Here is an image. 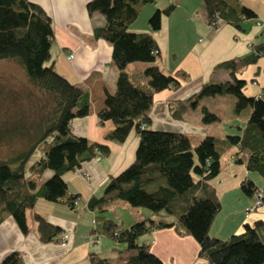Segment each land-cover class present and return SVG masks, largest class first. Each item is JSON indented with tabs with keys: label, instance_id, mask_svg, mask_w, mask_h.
I'll return each instance as SVG.
<instances>
[{
	"label": "trees",
	"instance_id": "obj_1",
	"mask_svg": "<svg viewBox=\"0 0 264 264\" xmlns=\"http://www.w3.org/2000/svg\"><path fill=\"white\" fill-rule=\"evenodd\" d=\"M153 0H89V14L104 16V24L95 28L94 36L108 41L112 47L111 59L117 68L115 90L106 94L104 107L98 113L99 123L111 120L114 127L105 133L104 140L122 143L134 130L138 144L133 161L116 175L108 177L103 193L92 196L87 206L95 209V227L91 234L111 237L125 243L124 249L136 252L121 259L91 258V264H163L150 250L148 243H136L138 236L153 229L174 227L179 233L190 235L198 243V257L202 264H264V219L244 223L240 233L227 238L209 234L214 216L221 208L215 189L209 180L219 171L220 150L216 139L204 136L195 146L183 133L153 130L149 110L154 93L163 89H177L187 74L177 70L165 73L155 61L158 49L151 32H133L130 24L142 8ZM208 19L214 23L220 18L239 31L244 21L256 14L240 0H203ZM177 3L157 8L148 19L152 31L159 29L162 15L170 14ZM207 19V20H208ZM214 27H217L214 24ZM54 41L52 21L44 9L30 0H0V60L18 63L28 80L50 98V105L32 127L17 123L0 131V141L20 139L21 147L6 159H0V222L11 215L22 233L29 230L27 211L38 199L63 201L74 208L78 194L68 191L63 178L67 171L79 168L81 163L96 156H107L105 143L74 137L70 123L74 117L89 112L88 93L57 73L50 57ZM264 57V41L252 44L251 50L238 59L221 61L216 68L229 70V77L219 82H205L180 105L194 106L203 96L233 95L235 111L250 109L241 133L227 135L228 145L239 144L235 161L244 163L248 171L264 177V94L250 96L244 93L246 81L235 74L236 65L255 62ZM146 62V79L136 84L125 67L131 62ZM201 122L208 124L218 116L201 106ZM238 126V125H236ZM23 139V141H21ZM39 149V150H38ZM35 150L40 155L28 161ZM245 153V154H244ZM28 164V165H27ZM52 175L43 183L38 180L45 170ZM241 191L253 195L258 188L246 177L239 183ZM120 199L132 206L143 207L153 213L163 212L168 218H144L122 225L103 213L109 200ZM38 235L43 241L60 240V229L37 212H33ZM118 249V251L124 250ZM0 264H25L19 251L9 252Z\"/></svg>",
	"mask_w": 264,
	"mask_h": 264
},
{
	"label": "crops",
	"instance_id": "obj_2",
	"mask_svg": "<svg viewBox=\"0 0 264 264\" xmlns=\"http://www.w3.org/2000/svg\"><path fill=\"white\" fill-rule=\"evenodd\" d=\"M30 1L40 5L52 21L54 41L50 48L48 63L52 62L57 73L88 93L89 112L85 116L72 119L70 123L72 135L107 144L109 154L86 160L79 168L63 174L69 193L78 194L74 208H70L64 202V198L63 201L38 199L34 207L26 213L29 230L25 234L20 231L11 215L6 216L0 222V261L9 252L17 250L21 253L25 264H91L93 256L111 257L106 255L108 252L106 250L110 249V253L118 251V248L111 247L108 240L103 244L100 236L98 243L89 242L97 212L87 206L88 200L92 196H101L108 177L118 174L133 161L138 136L134 130H131L120 144L105 141L104 135L114 127V123L111 120H106L102 124L98 121L97 113L104 107L106 94L114 92L118 73L111 59L110 43L94 36L95 28L104 24V16L98 12L88 13L86 4L89 0ZM174 2L177 3L175 9L168 15H162L159 29L152 31L148 23L152 13L157 8H163ZM240 3L256 14V18L244 21V31H239L224 22L217 28L210 27L203 0H153L142 8L129 26L133 32L152 33L158 49L155 64L165 73L174 74L177 70H181L187 74L185 79H181V85L177 89L167 88L154 93L148 113L151 129L186 134L192 146L206 135L215 137L216 149L221 151L220 164L226 156L229 161L237 163L235 160L243 155V153L236 155L239 144L228 145L225 137L242 132L250 109H244L246 112L243 118L237 119L236 116H231L230 120L223 121L218 111L220 108L216 106L219 105V99L227 94L203 96L194 106L180 105L179 102L189 98L203 83L219 82L229 77V70L216 68L217 63L238 59L251 50L253 43L264 41V0H240ZM69 53L73 54L70 59L67 57ZM148 65L149 63L136 61L128 63L125 69L136 84L142 85L146 81L143 70ZM235 74L246 81L243 89L245 94L250 96L264 94V57H259L255 62L245 65L238 63ZM206 99L214 103L209 105ZM200 105L214 112L218 120L208 124L202 123ZM232 130L237 132L232 133ZM231 156H234V159ZM244 167V163H241V166L234 170L236 172L240 169L234 174V180H237L233 181L232 185H224L223 193L231 188L235 190V186L239 187L240 181L246 177L251 178L256 187L264 190V177ZM51 175V170H45L38 182L43 183ZM223 180L224 176L219 177L218 182L221 184ZM209 183L215 189L221 204L209 228L211 236L227 238L231 234L240 233L244 223L251 224L256 219H264V202L248 212L247 209L253 205L254 196L236 190L237 192L233 194L234 200L230 202V215L217 220L223 206L216 185L212 180H209ZM122 201L109 200L103 213L106 217L122 224V227L148 217L171 219L163 212L151 214L152 212L146 208L129 209L128 204ZM119 205H125L128 209L126 217L117 211ZM33 212L39 213L47 222L60 229L57 237L64 232L70 233L71 237L66 244H61L60 240H41ZM143 235H140L143 239L142 243H148L151 252L160 258L163 264H202L203 262L198 258V243L192 236L179 233L174 227L153 229Z\"/></svg>",
	"mask_w": 264,
	"mask_h": 264
},
{
	"label": "rangeland",
	"instance_id": "obj_3",
	"mask_svg": "<svg viewBox=\"0 0 264 264\" xmlns=\"http://www.w3.org/2000/svg\"><path fill=\"white\" fill-rule=\"evenodd\" d=\"M46 63H48V61ZM219 100V105H217L216 108H220V110L218 111L223 121L230 120L231 116H236L237 119H240L241 117L243 118L245 116L246 110H243L240 113H237L235 111V98L233 95L227 94ZM50 102V98L28 80L22 67L18 63L7 59L0 60V131H2L3 128L5 129L7 126H12L13 124H15V122H17L25 124V126L28 127L27 129H30V132H33L34 129L32 127L36 124L40 116H43L45 114V112L49 108ZM206 103L211 105L212 103H214V101L206 99ZM234 131L236 130H232V133ZM19 141L20 139H14V141H0V159L8 158L11 154L15 152V149L21 147L22 144ZM21 141H23V139H21ZM38 150H35L33 152L28 161V164L38 158V156L40 155V152ZM233 157L234 156H231L232 159H234ZM239 166H241V163L237 164L232 161H229L226 156L225 160H223L221 164L219 163L218 173H220L221 175L217 176V173L210 179L218 189L219 198L221 199L223 206V210L217 217V220H221L222 218L230 215V202L234 200L233 194L237 192L236 190H238V192H241V189L240 187H238V185L235 186V190L231 188L226 193H223L222 189L224 185H232L233 181L237 180H234V174L238 173V170L240 171V169H238L236 172L234 170L239 168ZM227 169H229V171H227ZM223 176L224 180L220 184L218 182L219 177ZM122 202H124V204H128L127 206L129 209L133 208V210H143L141 209L143 207L132 206L126 201ZM127 210L128 209L125 208V205H119L117 209V211L123 217H126ZM151 214L156 213L152 212ZM99 236L101 240H103V244H105V241L108 240L110 242L109 245H112L111 247L114 246L118 249L125 248V243L123 242H118L115 239L103 236L102 234H99ZM142 241V236H138L136 239V243L140 244L142 243ZM106 251H108L106 254L107 256H118L117 259H121V257L125 259V257H127L128 255L136 252L135 249H124L121 251L115 250L110 253V249H107ZM114 253L116 254L114 255Z\"/></svg>",
	"mask_w": 264,
	"mask_h": 264
},
{
	"label": "built area",
	"instance_id": "obj_4",
	"mask_svg": "<svg viewBox=\"0 0 264 264\" xmlns=\"http://www.w3.org/2000/svg\"><path fill=\"white\" fill-rule=\"evenodd\" d=\"M222 23V20L219 18L216 23H214L212 20L208 19V25L212 28H217L220 24ZM214 24L217 25V27H214ZM67 57L70 59L73 57L72 53L67 54ZM99 157V156H96ZM85 176H88L87 173H84ZM254 202L252 207L248 208L247 211H251L253 209H255L256 207L260 206L263 202H264V190L262 188H257L254 191ZM77 201H75L76 203ZM71 235L68 232H64L61 236H60V242L61 244H66V242L70 239ZM89 242L91 244H96L99 242V234L97 232H94L90 235L89 237Z\"/></svg>",
	"mask_w": 264,
	"mask_h": 264
}]
</instances>
